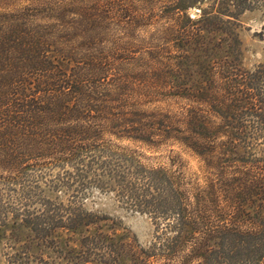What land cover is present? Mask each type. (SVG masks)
<instances>
[{
    "label": "trees",
    "instance_id": "16d2710c",
    "mask_svg": "<svg viewBox=\"0 0 264 264\" xmlns=\"http://www.w3.org/2000/svg\"><path fill=\"white\" fill-rule=\"evenodd\" d=\"M160 1L152 24L164 25L131 57L140 69L160 72L153 82L134 81L120 57L145 41L133 30L134 0L0 5L5 264H264V58L247 67L241 36V16L264 4ZM192 7L199 12L192 15ZM115 23L120 36L110 33ZM259 36L264 41V27ZM160 91L187 100L181 113L144 109L141 101ZM106 133L151 147L176 141L202 160L203 173L186 183L160 167L145 170L142 188L121 187L156 224L147 247L127 231L105 230L106 217L82 208L31 204L27 182L36 167L74 169ZM65 230L78 233V243Z\"/></svg>",
    "mask_w": 264,
    "mask_h": 264
},
{
    "label": "rangeland",
    "instance_id": "374dc122",
    "mask_svg": "<svg viewBox=\"0 0 264 264\" xmlns=\"http://www.w3.org/2000/svg\"><path fill=\"white\" fill-rule=\"evenodd\" d=\"M86 1L90 2V0ZM157 1L160 5L161 1ZM121 2L123 0H120ZM155 2L156 0H141L140 2L134 0L133 6H138L139 18L133 26V30L138 39H145V41L144 44L138 42L137 46L131 49V54L125 53L120 56L124 58L126 67L134 69L133 80L136 82H153L154 79L157 81V77L160 75L157 70L140 69L138 61L131 59L133 52L136 50L141 52L160 25L165 23L158 21L152 24V17L160 14L153 11ZM27 3L29 0H0V5L12 6ZM121 4L125 7L128 5V1ZM257 4H264V0H260ZM198 12L197 7L190 9L192 15ZM241 20L245 65L250 68L264 58V41L259 36V32L264 27V10L257 8L246 11L241 16ZM110 33L120 36L123 31L115 23L112 24ZM140 52H136V56ZM186 102L187 100L183 98L167 96L160 91V94L155 93L144 98L141 104L144 105V109L154 108L160 112L168 111L171 114H177L181 113ZM84 153V158L75 165L74 169L64 168L60 164L36 167L27 182V185L33 188L32 195H34L35 201H32L31 204L34 205L33 207L37 205L38 208L43 207V203L52 205V208L62 206L63 211L82 208L101 218L106 217L105 221L100 222V225L106 223L104 226L102 225V228L107 230V226L116 227L120 233L127 231L142 247L149 246L153 241L156 224L149 215L128 202V197L121 187L134 184L137 188H142V185L146 183L145 170L151 168H171L183 183L195 179L203 173L201 158L176 141L151 147L142 141L106 133L101 141ZM111 170L113 173L110 172ZM10 201L16 208L21 206L18 196L11 198ZM111 223H117L118 226ZM94 226L91 227L92 230ZM63 235L72 244L78 243L80 237L78 233L66 230ZM0 264H5L2 255H0Z\"/></svg>",
    "mask_w": 264,
    "mask_h": 264
}]
</instances>
